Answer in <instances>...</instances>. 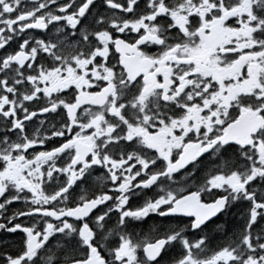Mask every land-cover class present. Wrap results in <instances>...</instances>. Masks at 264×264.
<instances>
[{
	"label": "snow or ice",
	"instance_id": "snow-or-ice-1",
	"mask_svg": "<svg viewBox=\"0 0 264 264\" xmlns=\"http://www.w3.org/2000/svg\"><path fill=\"white\" fill-rule=\"evenodd\" d=\"M0 264H264V0H0Z\"/></svg>",
	"mask_w": 264,
	"mask_h": 264
},
{
	"label": "flooded vegetation",
	"instance_id": "flooded-vegetation-1",
	"mask_svg": "<svg viewBox=\"0 0 264 264\" xmlns=\"http://www.w3.org/2000/svg\"><path fill=\"white\" fill-rule=\"evenodd\" d=\"M225 220H227L228 223L231 224L232 221L234 220V217H232V216H229L227 218L221 217V222H224Z\"/></svg>",
	"mask_w": 264,
	"mask_h": 264
}]
</instances>
